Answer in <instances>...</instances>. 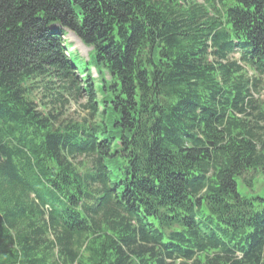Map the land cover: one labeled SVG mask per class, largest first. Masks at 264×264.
<instances>
[{
  "label": "trees",
  "instance_id": "trees-1",
  "mask_svg": "<svg viewBox=\"0 0 264 264\" xmlns=\"http://www.w3.org/2000/svg\"><path fill=\"white\" fill-rule=\"evenodd\" d=\"M198 1L0 0V264H264V0Z\"/></svg>",
  "mask_w": 264,
  "mask_h": 264
},
{
  "label": "rangeland",
  "instance_id": "rangeland-1",
  "mask_svg": "<svg viewBox=\"0 0 264 264\" xmlns=\"http://www.w3.org/2000/svg\"><path fill=\"white\" fill-rule=\"evenodd\" d=\"M191 1V0H188ZM202 2V0H199ZM198 1V2H199ZM214 13V10L211 11V14ZM66 43L69 48V54L76 64L80 67L81 71H85L87 68V61L89 60L90 52L92 51L91 47L86 46L79 37L75 36L72 32L67 31L65 36ZM234 58H240L239 53L233 55ZM247 79L251 82V93L252 101L248 106L247 115H242L241 118L243 121H249V126L254 127L255 131L259 136L264 135V113L262 109L264 108V73L256 72L251 69L246 68ZM95 76L97 73L95 69L93 70ZM36 101L39 102L42 108H45L44 102L42 101V94H37L35 96ZM87 98L81 97L79 100L71 98L70 102L67 103L62 109L63 116L61 120H78L81 121L83 118L88 117L89 113L85 109L84 104L86 103ZM61 103V102H60ZM59 106V105H58ZM81 160V159H80ZM86 164H89L91 167V161L88 158H85ZM33 198V195L31 196ZM44 218H47V215H44ZM42 221V220H41ZM50 238H53V233H51ZM2 254H0V261H3Z\"/></svg>",
  "mask_w": 264,
  "mask_h": 264
}]
</instances>
